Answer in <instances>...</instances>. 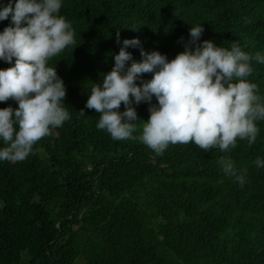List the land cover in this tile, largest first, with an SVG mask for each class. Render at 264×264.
Instances as JSON below:
<instances>
[{"label": "trees", "instance_id": "16d2710c", "mask_svg": "<svg viewBox=\"0 0 264 264\" xmlns=\"http://www.w3.org/2000/svg\"><path fill=\"white\" fill-rule=\"evenodd\" d=\"M60 14L76 43L50 64L65 83L71 119L25 160L0 161V264H264V167L253 163L264 159V120L251 146L246 139L228 152L170 144L157 155L138 139L98 130L99 113L85 107L125 38L171 60L190 25L203 24L201 41L236 40L264 53V0H64ZM10 24V16L0 21V31ZM127 50L142 59L139 47ZM10 66L0 60V68ZM253 69L248 79L264 95V64ZM8 105L18 107L0 102ZM134 106L149 118L147 102ZM136 123L139 136L144 121ZM221 157L246 169L243 187L223 173Z\"/></svg>", "mask_w": 264, "mask_h": 264}, {"label": "clouds", "instance_id": "9594fccd", "mask_svg": "<svg viewBox=\"0 0 264 264\" xmlns=\"http://www.w3.org/2000/svg\"><path fill=\"white\" fill-rule=\"evenodd\" d=\"M63 4L64 0H0V21L11 19L0 31V60L11 64L0 68V102L11 98L18 104L0 108V161L25 160L39 140L71 119L64 102L65 83L56 65L50 64L76 43L71 22L60 14ZM190 26L184 50L171 60L158 50L146 52L138 37L123 39L111 70L87 91L85 107L99 113L98 130L114 140L138 139L157 155L170 144L228 152L238 139L250 146L256 142L257 122L264 120V95L248 78L253 62L264 64V53H249L236 40L230 47L213 39L201 41L203 24ZM116 40L120 43L119 31ZM129 47H139L142 59L134 60ZM144 73H151V78L144 79ZM141 102L149 104L147 120L134 106ZM79 113L85 115L84 109ZM141 120L140 135L135 136ZM218 163L243 187L246 169L238 172L231 157H221ZM253 163L264 167L260 157Z\"/></svg>", "mask_w": 264, "mask_h": 264}]
</instances>
